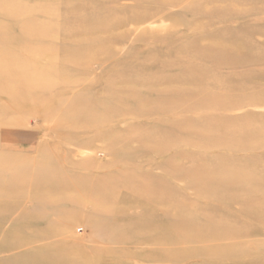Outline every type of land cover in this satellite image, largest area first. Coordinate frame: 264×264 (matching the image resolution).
<instances>
[{
	"label": "rangeland",
	"instance_id": "374dc122",
	"mask_svg": "<svg viewBox=\"0 0 264 264\" xmlns=\"http://www.w3.org/2000/svg\"><path fill=\"white\" fill-rule=\"evenodd\" d=\"M0 264H264V0H0Z\"/></svg>",
	"mask_w": 264,
	"mask_h": 264
},
{
	"label": "bare ground",
	"instance_id": "6f19581e",
	"mask_svg": "<svg viewBox=\"0 0 264 264\" xmlns=\"http://www.w3.org/2000/svg\"><path fill=\"white\" fill-rule=\"evenodd\" d=\"M175 1V0H174ZM191 1V0H190ZM171 2V1H170ZM55 14V13H54ZM201 42V41H200ZM215 49V48H214ZM223 51V50H222ZM192 52V51H191ZM191 55V54H190ZM223 60H225V59H223ZM213 61H215V59L213 60ZM227 61V60H226ZM175 62V61H174ZM180 63V62H179ZM200 64V63H199ZM198 64V65H199ZM244 184V183H243ZM248 186V185H247Z\"/></svg>",
	"mask_w": 264,
	"mask_h": 264
}]
</instances>
